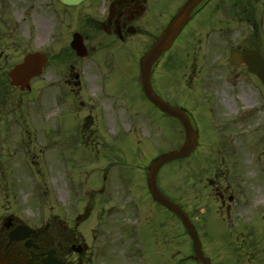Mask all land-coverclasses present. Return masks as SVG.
Segmentation results:
<instances>
[{
  "label": "rangeland",
  "instance_id": "obj_1",
  "mask_svg": "<svg viewBox=\"0 0 264 264\" xmlns=\"http://www.w3.org/2000/svg\"><path fill=\"white\" fill-rule=\"evenodd\" d=\"M50 1L0 0V6L9 9L8 13L19 22L24 42L30 41L34 45L33 40L27 37L30 32L35 37L37 48L44 49L47 47L44 45L45 27L47 21L53 19L48 8ZM235 1L245 5L251 1L252 21L240 23L241 14H234L237 19L228 25L227 33L219 32L220 26L212 25V30L208 31L211 34L208 43L200 50L206 53L202 57L208 59V66L205 67L204 59V62H199L204 68H198V71L194 68L189 71L188 68L180 73L167 65L160 71V81L167 82L172 78L170 76L177 79V87L171 95L189 99L192 105L197 106L201 137L193 155L164 166L158 181L163 193L191 216L204 252L213 264H264V198L260 200L264 196V87L247 71L235 70L226 60L230 51L227 55L223 52V47L236 45L238 41H264V0ZM167 9H170L168 5L165 6L166 12ZM234 11L238 12L237 9ZM32 17L36 20L34 33L28 28ZM69 24L66 22L64 25V32L80 28L78 23ZM91 33L94 39L90 41L89 59L79 65V70H82L78 71L84 74L85 83L90 85L84 92L80 108L85 111V120L90 118L96 123L94 130L98 128L101 133L109 130L113 136L108 134L111 138L106 136L99 140L86 138L83 147L78 149L74 112L62 108L55 114V106L46 105L44 98L47 92H42L43 101H36L33 105V130H45L44 125L49 119L51 128H47V140L43 132L41 135L36 132L30 138L21 139V147L32 142L39 150L47 142L49 163L45 165L44 160L37 157L34 167L19 169L17 183L22 187L31 180L40 184L46 182L53 185L58 195H63V189L67 187L73 203L82 197L84 208L87 202L94 205L85 214L84 230L91 240L96 235L93 242L96 247L108 240L99 263L105 260L104 264H195L182 259L192 253V241L180 219L166 208L149 199L147 219L137 230H130L124 247L121 238L126 233L119 236L115 231L133 221L131 206L121 207L119 200L112 202L110 198L104 202L103 197L90 195L92 189L102 185L108 168H111V180L114 173L121 170L130 174L134 172L133 176L144 183L146 178L141 168L149 166L153 159L176 146L177 141L171 135L172 131L167 132L152 123L147 124L141 140H132L131 122H142L134 109L143 99L138 82L141 52L138 46H133L131 56H119L121 53L115 51V44H111L112 48L107 46V49L103 47L106 41L99 44L104 39L103 33ZM224 36L228 38L224 39ZM54 41V51H62L67 58L61 67L65 68L67 64L71 67L73 57L69 40ZM188 42L186 39L175 43L170 58L181 62L184 57L181 45L187 46ZM101 51L106 52L104 60L100 59ZM92 67L95 71L100 69L99 79ZM186 73L189 80H178L180 74L182 77ZM45 80L43 78L41 83H46ZM129 108L133 112L131 117L126 113ZM81 115L82 111H79L78 119ZM72 142L75 144L70 147ZM139 146L145 148L138 155L131 147ZM231 196L234 197L232 201L229 200ZM10 200L23 202L26 198L13 194ZM142 203L138 201L140 207ZM97 210L101 213L96 214ZM94 229L99 232H93Z\"/></svg>",
  "mask_w": 264,
  "mask_h": 264
},
{
  "label": "flooded vegetation",
  "instance_id": "obj_2",
  "mask_svg": "<svg viewBox=\"0 0 264 264\" xmlns=\"http://www.w3.org/2000/svg\"><path fill=\"white\" fill-rule=\"evenodd\" d=\"M50 2L51 5H57L54 14L51 15L53 19L47 21V27H45L44 45L46 44L47 47L44 49L37 48L35 37L30 32L27 37L28 40H33L34 45L30 41L24 42L19 22L13 19V14L8 13L9 9L0 6V264H49L55 258L59 262L70 264H104V259L102 263L99 261L101 253L105 251L102 249L106 246L101 243L96 247L93 241L85 235V212L92 207L91 204L84 208L82 197L73 203L70 197L72 194L67 189H63V195H58L54 187L46 182L40 184L31 180L25 186L19 187L16 180L19 169L34 167L37 157H39L38 160L43 159L46 165L49 163L50 156L47 142L44 148L38 150L32 142L22 148L21 139L30 138L37 132L33 130L35 121L32 112L36 101H43L42 92H47L44 98L46 105L51 108L55 106L53 108L56 111L55 114L62 108H69L74 112L77 123L76 143L78 149L83 147L86 138L99 140L100 137H109L108 134H111L112 137V131L101 133L98 128L94 130L96 123L90 118L85 120V111L82 107L80 108L84 92L90 88V85L85 83L84 74L78 73L82 70H79V65L85 59L79 58L73 50H70V55L73 57L71 67L68 64L65 68L61 67L67 58L62 51H54L53 41L65 39L71 42L74 34L79 32L90 51V41L94 39L91 31H99L105 35L99 43L102 44V41H106L103 43V47L106 46L105 49L107 46L112 48L111 44H115V51L121 53L119 56H131L133 46H138L144 54L158 40L160 34L186 0H85L79 6L73 7L66 6L59 0ZM250 2L245 5L244 2L237 3L235 0H204L192 12L190 23L175 42L189 40L187 46L181 45V52L184 55L181 58L182 61L170 58L172 48L153 67L152 78L157 93L189 115L193 126L199 131L200 137L197 106L192 105L189 99L179 98V96L175 98L174 95H171V92L177 87V79L175 76H170L172 78H168L167 82L160 81V71L166 65L169 68L175 67L180 73L188 68L189 70L204 68L203 65H199V62H204V59L206 60L205 67L208 66V59L202 57L206 53H201L200 50H203L204 45L208 43V38L211 36L208 32L209 29L212 30V25H218L220 26L219 32L227 33L230 29L228 25L233 23V19H237L236 15L238 16V14H241L240 23L244 20L252 21ZM167 5L170 9H167L166 12L165 6ZM234 14L236 15L234 16ZM66 22H70L71 26L78 23L80 28L64 32ZM30 23L33 25L30 26ZM34 26H36V20L32 17L28 24L32 33H34ZM227 38L224 36V39ZM109 40H111L110 44H108ZM238 42L236 45L223 47V52L227 55L234 49L241 52L255 50L264 58V41ZM38 50L47 57L43 74L29 80V86L28 84L23 86L13 84L11 73L28 54ZM99 55L100 59H106V52L101 51ZM226 60L228 61V56ZM238 69L247 71L249 76L258 79L248 72L246 66L242 65ZM99 71L100 69L96 68L97 78L101 74ZM43 78L46 79L44 84L41 83ZM181 78L186 81V74H183L182 77L180 74L178 80ZM178 83L180 82L178 81ZM94 87L97 88V85ZM82 89L84 91L80 96L79 93ZM142 97L141 104L134 107L136 116L141 117L142 122H131L132 140H141V135L146 130L147 124L152 123L167 132L172 131L171 135L175 139L184 141L185 131L181 123L162 112L148 100L144 93H142ZM79 111H82L81 119H78ZM126 113L131 117L132 109H127ZM49 121L48 119L44 125L45 130L41 131V129L37 132L39 135L43 132L45 138L47 128H51ZM74 144L75 142H72L70 147ZM180 146L181 143L178 141L175 148ZM131 148H135L139 155L145 147ZM80 163L81 157H79ZM110 169L108 168L102 185H99L98 189L97 187L92 189L90 195L103 197L104 202L110 198H112V202L119 200L121 207L131 206V214L134 219L143 217L144 220L147 219L149 196L144 183L133 176L134 172L130 174L129 171L121 170L115 172L113 180H111L109 179ZM141 170L146 177L147 169L142 167ZM55 189H57V185ZM13 194H21L22 198L25 197L26 200L12 202L10 197ZM140 200L143 201L141 207L138 204ZM142 224V221L136 225L128 223L126 227H120L122 228L120 231H115L119 236L121 233H126V236L121 238L124 247L127 246L124 240L126 241L127 236L129 237L130 230H137ZM93 240L96 241V235ZM186 257L192 259V255ZM183 259L186 258L183 257Z\"/></svg>",
  "mask_w": 264,
  "mask_h": 264
},
{
  "label": "water",
  "instance_id": "obj_3",
  "mask_svg": "<svg viewBox=\"0 0 264 264\" xmlns=\"http://www.w3.org/2000/svg\"><path fill=\"white\" fill-rule=\"evenodd\" d=\"M61 1L68 5H77L83 0ZM201 1L203 0H188L185 3L179 13L173 18L168 28L161 35L158 42L141 59L140 69L143 90L148 98L163 111L179 118L186 130V141L183 147L180 150H173L169 153L159 156L150 166L148 175V185L150 192L157 202L164 205L167 209L178 215V217L182 220L186 230L188 231L194 242L195 260L202 264H212L211 260L204 255L198 232L186 212L161 192L157 182L158 172L163 166L172 161L187 158L191 155L198 144V134L190 123L188 116L180 109L173 107L169 103L165 102L155 92L152 86V67L154 63L160 58L161 55H163L172 47L176 38L190 21L192 11ZM72 48L76 50L79 56L83 57L87 55L88 51L80 34H75L74 40L72 42ZM231 61L233 64L245 63L248 66L249 70L255 73L264 83V61L257 52L250 51L241 54L237 51H234L232 53ZM43 64V55L39 53L29 55L26 58L25 62L17 68V70L13 74V78H18L19 82H22L23 80L27 81L29 80V78H31V76L41 74Z\"/></svg>",
  "mask_w": 264,
  "mask_h": 264
},
{
  "label": "bare ground",
  "instance_id": "obj_4",
  "mask_svg": "<svg viewBox=\"0 0 264 264\" xmlns=\"http://www.w3.org/2000/svg\"><path fill=\"white\" fill-rule=\"evenodd\" d=\"M227 105H229V104H227ZM230 107V106H229ZM263 198H264V196L260 199V200H263Z\"/></svg>",
  "mask_w": 264,
  "mask_h": 264
}]
</instances>
